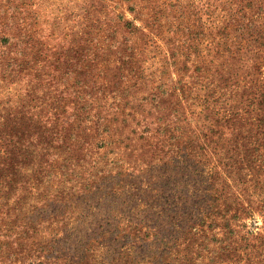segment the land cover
<instances>
[{"label":"rangeland","instance_id":"1","mask_svg":"<svg viewBox=\"0 0 264 264\" xmlns=\"http://www.w3.org/2000/svg\"><path fill=\"white\" fill-rule=\"evenodd\" d=\"M149 257L264 264V0H0V264Z\"/></svg>","mask_w":264,"mask_h":264},{"label":"trees","instance_id":"2","mask_svg":"<svg viewBox=\"0 0 264 264\" xmlns=\"http://www.w3.org/2000/svg\"><path fill=\"white\" fill-rule=\"evenodd\" d=\"M123 24H124V26L125 27H128L129 25H130V22H128V21H126V20H124L123 21ZM216 214H218V215H222L221 213L219 214V212H217ZM235 218V216H231V218L230 219H234ZM134 229V237H130L129 235H127L126 236V234L123 232V236L121 237V240L120 241H118V246H117V249H118V251L117 252H124V253H126V254H130V253H135V252H137L138 250H140L141 249V247H142V245L141 244H139L140 242H139V240H143L144 239V237L143 238H140V235L139 234H137V232H136V228H133L132 227V230ZM164 230H166V220H165V222H164V220L162 219V221L158 224V226H157V228H155L154 229V234H153V236L152 237H155V238H157V237H159V234L160 233H163V231ZM191 232H193V233H191ZM188 233H190V234H192V235H194V234H197V228L194 230V231H192V230H190ZM144 236V235H143ZM192 238V237H191ZM191 238H185L186 239V241H188V244H190L191 242L189 241ZM126 239V240H125ZM162 239H164V238H162ZM161 239V240H162ZM179 239H180V237H179ZM126 241H128V242H126ZM193 241V240H192ZM163 242H165L164 240H163ZM162 241L160 242V243H158V244H162L163 243ZM164 244H166L167 245V242L166 243H164ZM163 245V244H162ZM163 248H161L160 250H157V254H156V256H162L164 253H165V247H164V249L162 250ZM156 250H154V252H155ZM150 259H149V261H147L146 263L147 264H155V261L156 260H154L153 259V257H149ZM55 264V263H54Z\"/></svg>","mask_w":264,"mask_h":264}]
</instances>
